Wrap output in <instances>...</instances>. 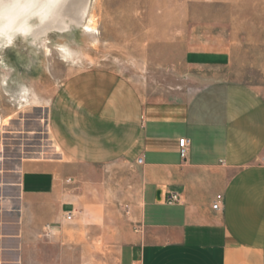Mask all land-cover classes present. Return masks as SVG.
<instances>
[{
    "label": "crops",
    "instance_id": "obj_1",
    "mask_svg": "<svg viewBox=\"0 0 264 264\" xmlns=\"http://www.w3.org/2000/svg\"><path fill=\"white\" fill-rule=\"evenodd\" d=\"M49 129L68 163L139 172L138 222L119 232L87 222L100 217L81 180L85 251H102L106 234L116 252L108 264H264V94L213 82L182 101L151 102L122 76L90 69L57 93ZM73 199L57 166L0 162V264H39L41 234L69 235Z\"/></svg>",
    "mask_w": 264,
    "mask_h": 264
},
{
    "label": "rangeland",
    "instance_id": "obj_2",
    "mask_svg": "<svg viewBox=\"0 0 264 264\" xmlns=\"http://www.w3.org/2000/svg\"><path fill=\"white\" fill-rule=\"evenodd\" d=\"M89 13L95 30L85 29L88 15L82 30L73 34L82 53L80 67L60 58L56 46L63 41L57 35L46 44L49 54L43 48L31 55L30 46L20 40L2 53L14 71L9 82L0 84V162L57 166L75 200V209L64 216L67 238L51 230L39 236V264L115 262L116 252L107 242L113 235L96 241L102 251H85L78 241L81 180L96 196L100 217L87 222L118 232L138 222L139 172L88 170L68 163L55 148L49 110L71 76L106 70L128 80L151 102L182 101L213 82L245 85L264 94V0H92ZM13 81L26 85L24 96H14ZM69 213L71 221L66 220ZM81 237L94 242L91 233Z\"/></svg>",
    "mask_w": 264,
    "mask_h": 264
},
{
    "label": "clouds",
    "instance_id": "obj_3",
    "mask_svg": "<svg viewBox=\"0 0 264 264\" xmlns=\"http://www.w3.org/2000/svg\"><path fill=\"white\" fill-rule=\"evenodd\" d=\"M90 7V0H0V84L9 82L14 71L2 53L18 40L33 49L31 55H38L51 34H59L63 41L56 46L60 58L72 67L82 66V53L73 34L82 30ZM13 83L14 96H24L26 85ZM29 96L35 99L34 93Z\"/></svg>",
    "mask_w": 264,
    "mask_h": 264
},
{
    "label": "built area",
    "instance_id": "obj_4",
    "mask_svg": "<svg viewBox=\"0 0 264 264\" xmlns=\"http://www.w3.org/2000/svg\"><path fill=\"white\" fill-rule=\"evenodd\" d=\"M184 145H185V141L184 140H181L179 142V148H180V153H181L182 156H184L185 153H186V149H185V146ZM139 162H141V161H139ZM220 199L221 198L218 196L217 197V201H219ZM177 200H178L177 196L173 195V196L170 197L169 203L176 202ZM213 209H215V210L218 209V205L217 204H214L213 205ZM71 219H72V214L71 213L67 214L66 220L67 221H71Z\"/></svg>",
    "mask_w": 264,
    "mask_h": 264
},
{
    "label": "bare ground",
    "instance_id": "obj_5",
    "mask_svg": "<svg viewBox=\"0 0 264 264\" xmlns=\"http://www.w3.org/2000/svg\"><path fill=\"white\" fill-rule=\"evenodd\" d=\"M91 2H92V0H90V5H91ZM92 7H93V6H92ZM89 14H90V13H89ZM88 18H89V21H88V24L85 25V29L88 30L89 32H91V31L95 30V28H94V26H93L94 18H93L92 15H89ZM83 27H84V25H83ZM51 35H57V36H59V34H55V33H54V34H51ZM18 41H19V40H18ZM46 44H48V42H47ZM46 44H45L44 48H45L46 53L49 54L50 51H49V49L46 47ZM9 48H11V47H9ZM29 50H30V53L33 52V49H32L31 47L29 48ZM18 57H21V54H20V55L18 54ZM55 148H56L57 151H59V148H58L56 145H55Z\"/></svg>",
    "mask_w": 264,
    "mask_h": 264
}]
</instances>
